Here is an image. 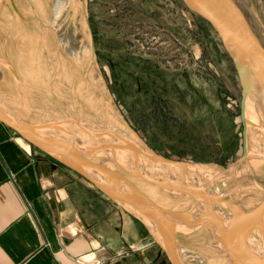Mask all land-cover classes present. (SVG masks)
<instances>
[{
  "label": "rangeland",
  "instance_id": "374dc122",
  "mask_svg": "<svg viewBox=\"0 0 264 264\" xmlns=\"http://www.w3.org/2000/svg\"><path fill=\"white\" fill-rule=\"evenodd\" d=\"M58 1L68 2L60 21ZM238 1L255 22L245 1ZM252 1L264 22V0ZM240 90L217 33L182 0H0V108L45 136L94 146L95 153L79 152L85 175L97 177L98 171L83 159L105 164L154 205L190 213L196 209L191 194L128 174L104 148L121 135L140 139L172 162L216 170L241 163L236 174L219 178L201 197V222L191 215L184 224L174 222L173 246L181 264H234L230 256L244 264L246 252L221 246L209 221L233 234L264 216L258 185L264 167L243 135ZM117 149L128 164L131 151ZM88 180L132 211L125 192L111 196ZM260 183L264 190V180ZM131 192L135 202L138 194ZM226 205L229 214L221 210ZM240 207L243 215L237 213Z\"/></svg>",
  "mask_w": 264,
  "mask_h": 264
},
{
  "label": "crops",
  "instance_id": "0c3cea01",
  "mask_svg": "<svg viewBox=\"0 0 264 264\" xmlns=\"http://www.w3.org/2000/svg\"><path fill=\"white\" fill-rule=\"evenodd\" d=\"M64 163L0 121V264H175L174 234Z\"/></svg>",
  "mask_w": 264,
  "mask_h": 264
},
{
  "label": "bare ground",
  "instance_id": "6f19581e",
  "mask_svg": "<svg viewBox=\"0 0 264 264\" xmlns=\"http://www.w3.org/2000/svg\"><path fill=\"white\" fill-rule=\"evenodd\" d=\"M67 6L68 2H57L55 7L56 21L61 20L64 12L67 9ZM249 106L252 121L257 124V126L259 127L258 130L260 131L259 138H261V143L256 144L255 147H257L258 145L264 153V106L260 105L257 102H252ZM257 134L258 133L256 131V137H258ZM45 138L46 139L44 140L42 139V143L63 162L73 166H80V164H78L77 162V159L81 157L79 155L80 151L88 153H95L97 151L94 146L85 144L80 140L79 143H77L78 145L76 146L75 140L70 142V140H72L71 138L70 140L68 138L64 139L62 137ZM117 139L119 142L107 145L104 150L108 149L106 153L110 154L109 156H112V160L121 164L128 174L143 176L150 183L155 184L156 186L159 184V187L168 191H186L191 194L196 201V209L190 213L181 212L174 209H168L167 212H163L154 206L152 199L147 193L135 189L130 184L123 182L117 176L108 173L106 170L95 168V170L98 171V174L97 177L93 178L96 180L97 184L99 183L101 185L100 187L104 188L113 195H121L124 194L123 192H125L126 196H124V198L130 204L129 206L131 207L132 211L135 212V214L139 217L144 218L145 221L149 225H151L155 233L158 235L161 233L166 235L168 233V230L170 231V229H172L174 222L177 220H179L181 224H184L185 220H188V215H191L192 218L190 219L192 221L196 220L198 222H201L204 218V211L201 210L204 208V204L201 202V197L207 196V190H210L211 184L217 182V180L221 177L231 175L233 176L240 170L241 166V163L237 162L235 165L229 167L228 169L216 170L213 169V167L210 168L209 166L205 165L191 164L187 162H172L155 154L143 141L138 138L132 140L131 138L120 135L117 137ZM121 147L126 148L132 153L131 159L128 164V161H125L123 159L122 153L124 151L120 153V150L117 149ZM101 165L108 167L105 164ZM258 185L261 189L260 193L264 197V190L262 189L263 185L260 182ZM133 190H135L138 194L136 195L137 198L134 199L135 202L131 200V198L133 197L130 193H132L131 191ZM129 196L131 198H129ZM142 206L147 209L148 207L152 209L147 212V210ZM226 208H228L232 212V209L229 205L224 206V208H222L221 210L224 213L229 214ZM243 212L246 211L244 209L242 210V207L237 210V213L239 215H243ZM241 219H243V216H241ZM209 225H211V228L214 229L215 232H217L215 236L217 237L218 242L220 241L221 246H223L224 248L241 249V251H239L246 252L245 254L249 257L250 260H252L251 264H264V216L259 218L256 226H254L253 228L245 230V228L242 227V231H233V234L227 233L226 230L222 229V227L218 225H215L214 223H212V221H209Z\"/></svg>",
  "mask_w": 264,
  "mask_h": 264
},
{
  "label": "water",
  "instance_id": "95a60500",
  "mask_svg": "<svg viewBox=\"0 0 264 264\" xmlns=\"http://www.w3.org/2000/svg\"><path fill=\"white\" fill-rule=\"evenodd\" d=\"M244 1L255 17V22L251 20L243 5L238 0H182V2L190 11L210 24L212 29L217 33L225 51L233 62L241 89L240 117L243 127V135L247 145H249L251 150L257 148V150H254L252 154L260 163H262L264 167V156L262 151L258 145L257 147H254V145L257 144L255 136L256 132L249 110V105L252 102H257L264 106V22L257 12L253 1ZM0 121L15 128L24 137L37 144L48 154L54 155L42 143V139H46L45 137L47 136L39 132L36 128H33L32 126L15 119L1 108ZM244 158L245 155L242 157V160ZM83 163L88 164L93 168L106 170L108 173L117 176L123 182L130 184L135 189L140 191L139 187H137L131 180H129L118 170L102 166L101 164L91 163L85 159H83ZM74 167H76L80 172L84 173L80 167ZM87 177L96 184L91 176ZM263 178L264 174L260 182L264 180ZM98 187L104 192L109 193L104 188L100 186ZM259 205L260 203L254 210H257ZM154 206L163 212H167V210L159 208L156 205ZM149 226L151 227V225ZM151 229L154 231L152 227ZM172 230L173 229H170L166 236L173 235L174 233H171ZM165 246L167 247L174 263L181 264L177 253L175 252L174 246H170L168 243H166ZM230 257L234 264H238L236 259H234L232 256ZM248 261L249 258L244 255L242 263L250 264Z\"/></svg>",
  "mask_w": 264,
  "mask_h": 264
},
{
  "label": "trees",
  "instance_id": "16d2710c",
  "mask_svg": "<svg viewBox=\"0 0 264 264\" xmlns=\"http://www.w3.org/2000/svg\"><path fill=\"white\" fill-rule=\"evenodd\" d=\"M188 9V8H187Z\"/></svg>",
  "mask_w": 264,
  "mask_h": 264
}]
</instances>
